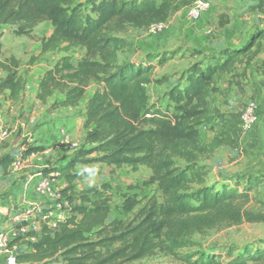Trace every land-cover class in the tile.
<instances>
[{"label":"trees","instance_id":"1","mask_svg":"<svg viewBox=\"0 0 264 264\" xmlns=\"http://www.w3.org/2000/svg\"><path fill=\"white\" fill-rule=\"evenodd\" d=\"M182 1L0 0V29L12 28L13 36L31 38L40 24L51 27L28 65L49 53L65 54L43 73L36 101L43 105L57 96L48 111L74 108L86 90L95 87L84 107L86 134L81 147L63 164L46 165L47 170L40 171L41 176L57 173L67 182L60 195L68 215L56 221L54 228L41 223L38 232L30 231L35 241L14 258L15 264H145L157 255L179 264H264V242L242 253L225 247L226 260H221L222 252L193 250L197 235L244 222H264V216L244 210L263 178L237 175L229 178L233 184L221 183L217 189L208 182L210 170L205 164L215 149L238 146L240 114L219 115L211 95L219 92L220 77L238 59L247 61L248 55L259 51L264 30L252 34L241 48L220 46L192 53L203 60L169 85L164 106L148 98L151 75L180 53L149 51L140 60L121 58L127 48L126 40L119 37L123 26L144 29L164 24ZM72 48L84 51L75 65L67 55ZM0 71L5 75L0 94L16 102L26 86L17 73L18 61L12 57L0 61ZM204 126L219 129L207 146L200 142ZM43 151V147L28 146L19 157L10 151L0 157V171L6 174L16 160ZM89 164H103L111 174L123 167L133 172L147 168L159 198L152 195L140 203L124 194L123 216L111 218L110 198L102 192L107 186L74 193L73 182L87 175L76 172V167Z\"/></svg>","mask_w":264,"mask_h":264},{"label":"rangeland","instance_id":"2","mask_svg":"<svg viewBox=\"0 0 264 264\" xmlns=\"http://www.w3.org/2000/svg\"><path fill=\"white\" fill-rule=\"evenodd\" d=\"M204 1L207 2L208 5L201 17L197 20L191 19L189 17V12L194 7L195 3ZM6 30L5 34H3L5 36L4 40H12L10 41L11 45L18 46L14 38H20L12 35V28L8 27ZM262 30H264V0H183L172 10L162 30L156 34L150 33L148 28H135L128 24L123 26V30L119 33V37L126 40L127 48L121 53V58L140 60L149 51L155 53L175 51L177 54L180 53L178 57L167 62L163 67H157L151 75L152 83L148 86V98L152 104L157 102L162 103L161 105L164 106L163 104L166 102L165 94L168 92L169 85L177 81L179 74L183 73L191 65L203 60L201 56H193L197 50L206 48L218 49L220 46L229 47L231 49L241 48L252 34ZM50 33V25L42 23L34 29L32 37L27 39L39 41L42 37L49 36ZM261 42L260 49L255 55L252 57L248 55V58H246L247 61H244L245 57L243 59H238L229 73L221 77L219 76L224 84L226 81L234 79L232 82H235V80L239 79L237 83L238 89L236 88V90H234L232 86H229V88L221 87L219 92L216 93V96H214V94L211 95L213 97L211 100L214 104L212 106L217 109L219 115L228 117L234 114L239 116L243 108L249 102L258 104V108L259 106L261 107V103L262 105L264 104L263 99L262 102H260L259 99L251 95V91L247 89L248 80L243 79L239 74L241 70L245 69L244 66L251 67L253 64H260V66L264 68V40ZM83 54L84 51L82 49L72 48L67 55L71 57L75 65ZM64 55L65 54H62V56ZM36 56L37 55L33 56V58ZM60 58L61 55L58 53L49 54L45 59L37 60V63L42 61L47 64V67H51L52 64L56 63ZM26 59L27 58H22L19 60L18 68L19 63H21V61L25 62ZM25 64V66H27V63ZM39 68L40 67L36 66V69ZM30 72L31 69H26L25 67L20 69V75L22 77L24 76L23 78L26 81ZM17 73H19V70ZM256 73H258V71L255 69L250 70V78H254ZM4 76L3 74V77ZM162 78L165 81L163 83H157L161 81ZM90 91L92 90L88 92ZM0 96H4V94L1 93ZM56 97L57 96L54 98ZM19 99L13 104V113L10 118L4 120L2 118V125H8V121L12 125L6 129V135L4 137H2V133L0 134V157L4 156L7 150L12 148L13 145H16V147L10 149L8 152H17L16 154L18 157V154L24 155V152L20 151L17 145L23 146L22 148L26 149L27 145H24V142L30 138L29 132H27L28 136L25 135V137L22 138L18 128H15L12 121L17 119H19V121H26L31 113L38 111L39 107L34 105L29 110H25L23 106L19 104ZM1 107L2 106H0V108ZM226 112L228 114H226ZM260 114V111H258V115ZM38 115H40V112H38ZM217 130L219 129L209 128V126L202 127L201 146H207L212 142L217 134ZM34 133L33 130L31 134L34 135ZM249 134H246L243 140H246ZM243 140H239L238 146L235 148L224 146L214 150L210 158L205 162L210 170L208 182L217 185V189H219L221 183L233 184L230 183L229 180V178L233 176L246 175L263 178L262 184L250 193V199L248 203L244 205V210L252 214L264 216V150L256 151V147L254 146L251 148L247 147L248 143L245 142L244 144ZM31 144L30 146H36V142ZM74 144H76L77 149L81 147V143L74 142ZM54 146L57 147L58 145L55 144ZM59 149L61 150V148ZM70 151L71 149L67 150V152ZM54 157L53 159H51V157H43L40 164L36 162L35 165L40 166V168L37 172L32 174V176L39 178L40 171L47 170L45 167L46 165L55 166L57 164L56 162H59V159H54ZM89 165H92V168L88 167L87 171L84 172L87 175L73 182L74 193L80 194L103 185L107 186L108 189L102 192L110 198L111 218H121L123 216L120 211V206L124 194L134 196L140 203H143L152 195L159 198L156 185L150 182V174L146 173L144 170L139 169L133 172L130 167H123L121 170H115L113 174H111V169L108 167H101L97 164ZM21 170L22 169L12 170L10 165L9 171L6 174L0 171V234L6 232L15 225L12 221V217L20 214L23 210L19 207L20 200H18V198L20 195L18 188L15 186V180L18 179ZM55 181L60 183L58 185L60 192L67 186V182L61 177ZM240 190H242V187H240ZM10 194L12 196L14 195V198L10 196L7 202H5L4 198L8 197ZM64 202L66 203L65 198L60 195L59 200L53 201L52 204L42 201L37 204V206L43 208L45 211H49L52 217H54L56 213L67 211L68 208ZM53 204H59L61 208H54ZM193 240L196 243V247L193 250H202L206 253L209 251L221 253L222 249L225 247L238 248L240 253L246 248L254 250L255 248H259V246L261 247L264 242V222L257 224L244 222L238 225L226 226L218 230H211L202 236L197 235ZM30 243L31 242L27 240L21 239L8 242L5 247L9 250L7 253L4 251L5 248H0V264H8L7 260L12 253L15 258L20 252L27 250ZM239 251H236L233 256L235 257L238 255L237 252ZM221 260H226L223 252ZM144 263L179 264L169 258L159 255L144 261ZM248 264H263V262H249Z\"/></svg>","mask_w":264,"mask_h":264},{"label":"crops","instance_id":"3","mask_svg":"<svg viewBox=\"0 0 264 264\" xmlns=\"http://www.w3.org/2000/svg\"><path fill=\"white\" fill-rule=\"evenodd\" d=\"M7 28L8 26H4L0 29V44H1L0 60L13 57L19 62L20 59L27 58L25 62L21 61V63H19V68H18L19 70L18 75H20V69L23 67H25L26 69H31V72L27 77L25 89L20 94L19 104L23 106L25 110H29L34 105L35 106L37 105L39 107L38 111L37 112L34 111V113H31L30 117L27 118L26 121L24 120L19 121V119H17V120H13L12 123L15 126V128H18L20 136L22 138L25 137V135L28 136L27 132H29L30 138L26 141L28 146L32 145L31 143L36 142V146L43 147L44 149L43 152L37 153V156L35 158H30L28 160V162L21 168L22 170L18 175V179L15 180V186L16 188H18V192L20 195L18 198V200H20L19 207L24 209L25 207H28L30 205H37L42 202L34 194L32 190V183L37 179L36 177L32 176V174L37 172V170L40 168V166L35 165V163L37 162L38 164H40L43 157H51V159H53V157L55 156L54 159H59L58 160L59 162H57V164L61 165L73 153V150L67 152V150L70 149L69 147L58 145L60 140L59 132L61 130L64 131L66 130L65 132H67V134L70 137V140L73 143L78 142L82 144V140L86 134V130H84L83 128V122L85 120L83 115L84 107L87 104L89 98L91 97L93 91L95 90V87L91 86L86 90L85 97L78 106L74 108H62L54 111H48L49 106L53 103L55 98L53 97L52 99L48 100L46 104L42 105L38 101H36L35 96L37 93L38 82L41 79L43 73L46 70L50 69L55 63H53L51 67H47V64H45V62L42 61H39V63L35 62L31 66L28 65V61L30 60V58L39 54L40 40L36 41V40H29L27 38H20V39L14 38L15 43H17L18 46L11 45L10 41L12 40L10 41H8V39L4 40L5 36L3 34H5V32L7 31L6 30ZM49 54H54V53H49ZM58 54H60L62 58L63 57L62 54L64 53H58ZM47 55L45 57H47ZM45 57L43 58L45 59ZM25 63H27V66H25L26 65ZM255 65L256 64H253L251 67L244 66L245 69L241 70L239 74L243 79L248 80L247 89L248 91H251V95L259 99L260 102H262L263 99L264 102V68H262L260 64L256 66ZM36 66L40 68L36 69ZM253 69L258 71V73H256L254 78L251 79L250 70ZM238 80L239 79L235 80V82H232L234 81V79H232L226 81L225 84L224 82H222L217 87L218 89H220L221 87L229 88V86L230 87L232 86L233 89L236 90L238 85L237 83L239 82ZM89 90L92 91L88 92ZM214 96H216V94ZM14 103L15 102L9 101L8 99L3 98V96H0V106H2L0 108V134L3 131L6 132V129L12 125L9 121H8V125H2L3 124L2 118L3 120L10 118V116L13 113ZM259 111L261 113L260 114L261 116L260 115L258 116L257 124H255V126L251 129L252 131L250 130L251 133L249 134L250 131L247 133L249 135L246 138V140H243L245 135L240 136L239 138L240 140H243L244 144L245 142L248 143L247 147L250 148L253 146L256 147L255 149L256 151L264 150V104L262 105L261 103V107L259 106ZM38 112H40V115H38ZM226 114L228 113L226 112ZM33 130L35 132L34 135L31 134ZM55 144H57L58 146L55 147L54 146ZM28 146H26V149L28 148ZM15 147L16 145H13L12 148H9L7 150V152L10 149H14ZM17 147H19V145H17ZM59 148H61V150ZM24 149L25 148H20V151ZM97 165L101 167L105 166L103 164H97ZM88 167L92 168V165H80L76 167L75 171L79 173L85 172L87 171ZM140 170H144L146 171V173L150 174V171L147 168L141 167ZM10 196L12 195L10 194L8 195V197L4 198L5 202H7ZM11 198H14V195Z\"/></svg>","mask_w":264,"mask_h":264},{"label":"built area","instance_id":"4","mask_svg":"<svg viewBox=\"0 0 264 264\" xmlns=\"http://www.w3.org/2000/svg\"><path fill=\"white\" fill-rule=\"evenodd\" d=\"M207 4L203 2H196L194 7L189 12V17L193 20L199 19L202 13L206 10ZM164 24H155L148 28L149 32L152 34H156L160 32L163 28ZM3 79V73L0 71V81ZM258 104L255 102H249L240 113V123H239V131L240 136L246 135L257 123ZM2 137L6 135V132H2ZM59 144L60 146H67L73 152L77 149L76 144H74L71 140L67 132L61 130L59 132ZM36 154H30L29 157L25 160H16L11 164L12 170L21 169L30 158H35ZM59 176L57 173L49 174L48 176H41L37 178L32 183V190L34 194L43 202H48L49 204L53 203V201L59 200L60 198V190L58 188L59 183L55 180L58 179ZM65 203V202H64ZM65 205H67L65 203ZM32 207V208H30ZM54 208L60 209L59 204H53ZM68 213L60 212L56 213L54 217H52L49 211H45L43 208H39L37 205H30L25 207L19 215L12 217V221L14 222V226L9 228L6 232L0 234V248H5L6 244L10 241L16 240L18 237H23L30 242H34L35 238L29 236L28 233L30 231L38 232L41 223H46V225L50 228H54L56 225V221L64 220ZM7 253L9 250L7 248L4 249ZM8 264H15L13 253L10 255L7 260Z\"/></svg>","mask_w":264,"mask_h":264}]
</instances>
